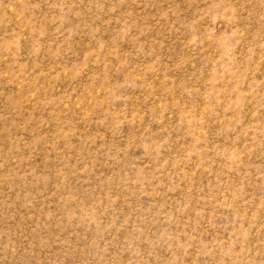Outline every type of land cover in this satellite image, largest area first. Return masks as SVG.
Returning a JSON list of instances; mask_svg holds the SVG:
<instances>
[{
  "label": "rangeland",
  "instance_id": "1",
  "mask_svg": "<svg viewBox=\"0 0 264 264\" xmlns=\"http://www.w3.org/2000/svg\"><path fill=\"white\" fill-rule=\"evenodd\" d=\"M0 264H264V0H0Z\"/></svg>",
  "mask_w": 264,
  "mask_h": 264
}]
</instances>
